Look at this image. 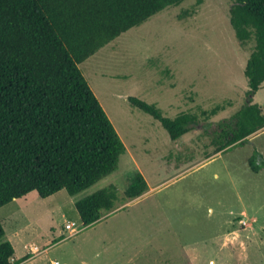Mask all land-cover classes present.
Returning a JSON list of instances; mask_svg holds the SVG:
<instances>
[{"label":"rangeland","instance_id":"1","mask_svg":"<svg viewBox=\"0 0 264 264\" xmlns=\"http://www.w3.org/2000/svg\"><path fill=\"white\" fill-rule=\"evenodd\" d=\"M232 0H184L105 45L79 64L122 141L117 169L91 187L41 199L35 191L0 208L12 264H264V128L218 153L215 124L246 102L244 76L254 39L241 44L229 23ZM127 97L155 104L164 117L198 115L172 141L160 124ZM253 102L264 114V84ZM208 120L201 111L228 105ZM148 190L124 191L135 173ZM114 186L115 208L82 227L74 203ZM256 222V223H255ZM74 223L75 233L66 226Z\"/></svg>","mask_w":264,"mask_h":264},{"label":"trees","instance_id":"2","mask_svg":"<svg viewBox=\"0 0 264 264\" xmlns=\"http://www.w3.org/2000/svg\"><path fill=\"white\" fill-rule=\"evenodd\" d=\"M184 0H0V208L35 191L46 199L61 190L70 196L113 173L125 147L85 80L79 64L98 50ZM229 23L241 44L254 39L244 76L245 104L215 124L211 145L218 153L264 128L253 97L264 84V0H232ZM172 141L189 133L199 116L164 117L155 104L127 97ZM228 105L200 113L208 120ZM250 170L264 168L257 151ZM148 190L137 172L124 191L133 200ZM117 192L110 185L74 203L82 227L111 211ZM4 230L0 223V239ZM14 249L0 241V264H12ZM28 255L13 264H20Z\"/></svg>","mask_w":264,"mask_h":264},{"label":"built area","instance_id":"3","mask_svg":"<svg viewBox=\"0 0 264 264\" xmlns=\"http://www.w3.org/2000/svg\"><path fill=\"white\" fill-rule=\"evenodd\" d=\"M67 229H69L72 233H75L74 223H70L66 226ZM56 264V262H54Z\"/></svg>","mask_w":264,"mask_h":264},{"label":"crops","instance_id":"4","mask_svg":"<svg viewBox=\"0 0 264 264\" xmlns=\"http://www.w3.org/2000/svg\"><path fill=\"white\" fill-rule=\"evenodd\" d=\"M262 85H263V84H262ZM260 89H261V87H260ZM260 89H259V90H260ZM259 90H258V91H259ZM258 91H257V92H258ZM255 223H256V222H255ZM53 264H54V263H53Z\"/></svg>","mask_w":264,"mask_h":264}]
</instances>
